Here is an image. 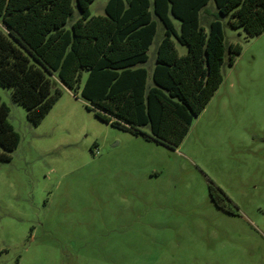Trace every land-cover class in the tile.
I'll return each mask as SVG.
<instances>
[{
	"label": "rangeland",
	"instance_id": "rangeland-1",
	"mask_svg": "<svg viewBox=\"0 0 264 264\" xmlns=\"http://www.w3.org/2000/svg\"><path fill=\"white\" fill-rule=\"evenodd\" d=\"M221 21L242 52L177 149L100 120L57 79L62 96L35 126L0 85L20 135L0 161V264H264V32Z\"/></svg>",
	"mask_w": 264,
	"mask_h": 264
},
{
	"label": "trees",
	"instance_id": "trees-1",
	"mask_svg": "<svg viewBox=\"0 0 264 264\" xmlns=\"http://www.w3.org/2000/svg\"><path fill=\"white\" fill-rule=\"evenodd\" d=\"M94 1L0 0V85L35 126L62 96L59 82L100 120L177 149L221 86L226 58L232 66L242 52L227 49L221 18L248 38L264 32V0H213L207 29L212 0H108L92 16ZM9 114L0 97V161L20 143Z\"/></svg>",
	"mask_w": 264,
	"mask_h": 264
},
{
	"label": "crops",
	"instance_id": "crops-1",
	"mask_svg": "<svg viewBox=\"0 0 264 264\" xmlns=\"http://www.w3.org/2000/svg\"><path fill=\"white\" fill-rule=\"evenodd\" d=\"M159 29H162V27L160 26V28ZM162 39V38H161ZM161 39H160V41H161ZM159 41V42H160ZM153 46V45H152ZM155 64H156V56H155V61L153 62H150V60H149V63L147 64V68H148V70H149V72H150V74H152V71H153V69H154V67H155Z\"/></svg>",
	"mask_w": 264,
	"mask_h": 264
},
{
	"label": "flooded vegetation",
	"instance_id": "flooded-vegetation-1",
	"mask_svg": "<svg viewBox=\"0 0 264 264\" xmlns=\"http://www.w3.org/2000/svg\"><path fill=\"white\" fill-rule=\"evenodd\" d=\"M212 198H213V201L216 204V206H218L219 208L223 207L222 204H223L224 200L220 196L216 195V197L212 196Z\"/></svg>",
	"mask_w": 264,
	"mask_h": 264
}]
</instances>
